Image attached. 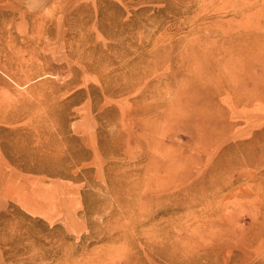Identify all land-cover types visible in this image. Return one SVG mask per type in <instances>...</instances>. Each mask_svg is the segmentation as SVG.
<instances>
[{
	"label": "rangeland",
	"instance_id": "rangeland-1",
	"mask_svg": "<svg viewBox=\"0 0 264 264\" xmlns=\"http://www.w3.org/2000/svg\"><path fill=\"white\" fill-rule=\"evenodd\" d=\"M256 44L264 0H0V264H264Z\"/></svg>",
	"mask_w": 264,
	"mask_h": 264
},
{
	"label": "bare ground",
	"instance_id": "bare-ground-1",
	"mask_svg": "<svg viewBox=\"0 0 264 264\" xmlns=\"http://www.w3.org/2000/svg\"><path fill=\"white\" fill-rule=\"evenodd\" d=\"M252 47V52H254V55L251 57H248L247 58V55L244 57V61H245V65H246V67L247 68H250L251 66H252V64L255 62V63H257V61L260 59V58H262L263 57V55H264V50L260 53V54H258V52L256 51L257 50V47H259V51L263 48L264 49V44H261V45H259V44H256V45H252L251 46ZM241 51V50H240ZM255 63H254V65H255ZM220 66V63L218 62V63H214L213 64V68H218ZM164 252H162V254H163ZM164 256H165V253H164ZM168 257V256H167ZM166 258V257H165ZM172 258V257H171ZM170 258V259H171ZM169 259V258H168ZM172 261V260H171ZM174 261V260H173Z\"/></svg>",
	"mask_w": 264,
	"mask_h": 264
}]
</instances>
